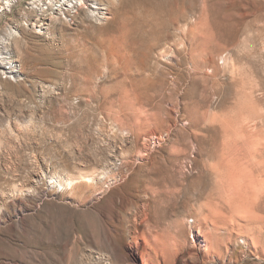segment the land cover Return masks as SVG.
<instances>
[{
    "label": "rangeland",
    "instance_id": "rangeland-1",
    "mask_svg": "<svg viewBox=\"0 0 264 264\" xmlns=\"http://www.w3.org/2000/svg\"><path fill=\"white\" fill-rule=\"evenodd\" d=\"M124 1L97 24L84 10L54 20L34 0H0V264H264V215L250 223L244 212V119L256 116L247 130L264 134V27L244 24L253 1ZM163 7L174 25L159 45L179 42V64L169 71L151 57L144 68L159 78L140 102L122 78L93 83L92 44L121 26L120 11L134 43L147 44L156 33L145 12ZM193 23L195 68L189 35L176 31ZM252 57L263 88L256 114L244 97ZM105 100L132 107L103 111ZM110 172L119 176L82 199L52 186Z\"/></svg>",
    "mask_w": 264,
    "mask_h": 264
},
{
    "label": "bare ground",
    "instance_id": "bare-ground-1",
    "mask_svg": "<svg viewBox=\"0 0 264 264\" xmlns=\"http://www.w3.org/2000/svg\"><path fill=\"white\" fill-rule=\"evenodd\" d=\"M152 1V0H151ZM253 1V2H252ZM251 2L254 5V8L251 12L249 13H245L244 14V19L248 18L249 20L246 21V19L244 20V24L246 23L247 25H252V27L248 28V29H255L256 32H258L257 34H260L259 31L262 30L264 27V24L261 25L260 22H262L263 20V12L264 9L262 8V5L260 4L262 0H252ZM125 1L124 0H108V3L105 4L102 2H99L98 0H34V4L35 7L38 9L39 14H43L44 16H46L47 18H52V19H57V20H66L67 17H69V14L71 11L75 10V14L78 13L79 10H84L88 13L89 18L92 20V22L94 23H108L111 19L114 18V14H112V10L111 8L114 7L115 9L117 8H121L123 3ZM132 2V1H131ZM137 2V1H136ZM135 2V3H136ZM145 2V1H144ZM191 2H196V0H192ZM261 5L258 7L257 4L258 3ZM127 3V2H126ZM142 3V2H141ZM167 3V2H166ZM192 3V4H193ZM11 4V2H7L6 3V7H9ZM133 4V3H132ZM131 4V6H132ZM155 4V3H154ZM169 4V3H168ZM178 4V3H177ZM134 5V4H133ZM172 5V4H171ZM143 6V5H142ZM155 6V5H154ZM170 6V5H169ZM157 7V6H156ZM180 7V5H179ZM264 7V6H263ZM119 8V9H120ZM161 8V7H160ZM164 8V7H163ZM174 8V7H173ZM176 8V7H175ZM118 9V11H119ZM123 9V7H122ZM129 9V8H128ZM142 9V8H141ZM146 9V8H145ZM198 9V8H197ZM143 10V9H142ZM117 11V12H118ZM127 11V10H126ZM126 11L122 10L120 11V18L123 17L124 22L121 24V26L115 31H106V36L100 37L98 38L97 41H94L95 43L92 44V47H94L91 50L90 53V57L93 63V66L95 68L94 72H91L90 74V78L93 80V83L95 82H99V80H101L103 77L105 76H112L113 79H118V78H122L117 80L118 82L124 83L125 84H129L130 87H128V89L126 90L127 92L132 91L133 95L136 97H130L132 96V94L129 97H126L127 99H136V102H138L139 100L137 98H140V100H145L143 98V94L145 93L146 89L145 87L147 86L148 89V85L150 86V84H155V82H157V78L158 77V72L156 73L155 71L152 74H149V72H147L145 70V64L149 61V59L151 57H157L160 60L163 61V64L166 65V67L168 68L169 71H171L173 69L172 65L170 64V62L175 61L177 64H179L178 62V58L180 57L181 51L178 49L179 48V42L178 44L174 41L173 44H169V42H167L169 44L168 48H163L159 45L160 41L162 40V38L164 39L166 36V31L168 30V28L173 27L174 25V20L170 17H168V13L164 10H160L157 12H150V11H146L145 12V20H146V24L145 27L147 28V32H149V30H151V28H153L154 32L156 33L155 36H153L152 34H150L152 36L151 41H149V43L147 44H143L138 42L133 41V35L132 33L134 32L132 30L131 27V15H129V13H127ZM133 11V10H132ZM116 12V10H115ZM136 12V11H135ZM178 12V11H177ZM262 12V13H261ZM140 13V12H139ZM87 15V14H86ZM87 15V16H88ZM159 18V21H156V16ZM71 16V15H70ZM75 16V15H74ZM73 16V17H74ZM178 16V15H177ZM176 16V17H177ZM181 16V15H180ZM196 16V15H195ZM138 17V16H137ZM155 17V18H154ZM116 18V17H115ZM114 18V19H115ZM119 18V19H120ZM180 18V17H178ZM43 20L45 21V18L43 17ZM128 20V21H127ZM179 20V19H178ZM200 20V19H199ZM120 21V20H119ZM134 21V20H133ZM197 21V20H196ZM97 23V24H98ZM119 23V22H118ZM187 23V22H186ZM189 23V22H188ZM196 23V22H195ZM200 23V22H199ZM134 24V23H133ZM132 24V25H133ZM245 24V26H246ZM120 25V24H119ZM197 24L193 25H188V32L186 33L184 30H182L180 27H177L176 31L178 32V39L180 38H184L186 35L188 34L190 37V57H191V61H192V65L195 68L196 66V53L195 50L197 48L194 47V44L196 43V29H198L196 27ZM207 26V24H206ZM33 28L37 29L39 32H41V27H37L35 24L32 25ZM93 27V26H92ZM114 27V26H112ZM118 27V26H117ZM199 27V26H198ZM202 27V26H201ZM199 27V28H201ZM256 27V28H254ZM90 28V27H89ZM96 28V27H95ZM210 28V27H209ZM204 29V28H203ZM201 30V29H200ZM246 30V29H245ZM45 31V29L43 30V32ZM205 31V30H204ZM250 31V30H249ZM110 32V33H107ZM112 32V33H111ZM204 33V32H203ZM253 33V31H252ZM251 33V34H252ZM254 34V33H253ZM252 34V35H253ZM257 36V35H256ZM97 38V37H96ZM140 38V37H139ZM245 38V37H244ZM247 38V37H246ZM150 39V38H149ZM148 39V40H149ZM186 39V38H185ZM204 39V38H203ZM205 40V39H204ZM214 40V39H213ZM253 40V39H252ZM261 40V38H260ZM259 40V41H260ZM263 40V39H262ZM198 41V40H197ZM207 41V39L205 40ZM245 41V40H244ZM247 41V40H246ZM245 41V42H246ZM258 41V42H259ZM252 42V41H251ZM222 43V42H221ZM261 43V42H260ZM88 44V43H87ZM183 44V43H182ZM198 44V43H197ZM196 44V47H197ZM256 44V43H255ZM227 48V47H226ZM247 48V47H246ZM184 50V49H183ZM247 50V49H246ZM199 51V50H197ZM204 51V50H203ZM245 51V50H244ZM185 52V51H184ZM228 52V50H227ZM252 52V51H251ZM260 52V51H259ZM258 52V53H259ZM257 53V54H258ZM231 54V53H230ZM245 54V53H244ZM250 54V52L248 53ZM225 55V54H224ZM227 55V54H226ZM261 55V54H260ZM232 56V55H231ZM254 56V55H252ZM182 57V56H181ZM255 57V56H254ZM254 57H252L251 60H249V73L247 74L246 79L244 80V97L246 99V101L248 102V106L246 107L247 109H249L250 114H256V109L259 102L261 101L259 98H257L258 93L263 94V88L262 85H264V83L261 85V81L259 82L258 79V75L257 72L254 71L256 68V59L255 61L253 60ZM257 57V56H256ZM262 57V56H261ZM223 58V57H222ZM225 58V57H224ZM250 58V57H249ZM258 58V57H257ZM261 59V58H260ZM259 59V60H260ZM228 62V61H227ZM262 62V61H260ZM199 63V62H198ZM225 63V62H224ZM161 64V63H160ZM181 64V63H180ZM191 64V63H190ZM223 64V63H222ZM145 65V66H144ZM227 65V64H226ZM155 67V66H154ZM157 67V66H156ZM16 67H10L9 70H11V73H16ZM90 71V70H89ZM199 72V71H198ZM247 72V71H246ZM172 73V72H171ZM217 73V72H216ZM264 73V72H263ZM4 74V73H3ZM245 74V73H244ZM13 75V74H12ZM11 75V76H12ZM261 76V75H260ZM213 77V76H212ZM90 79V80H91ZM157 79V80H156ZM91 80V81H92ZM217 80V79H216ZM258 80V81H257ZM116 82V81H115ZM117 83V82H116ZM220 84V83H219ZM123 87V84H121ZM217 85V84H216ZM226 85V84H225ZM117 86L119 87V85L117 84ZM128 86V85H126ZM124 88V87H123ZM127 88V87H126ZM124 88V90L126 89ZM132 90H130V89ZM142 88L145 89V91H142ZM120 89V87H119ZM122 89V88H121ZM143 89V90H144ZM130 90V91H129ZM144 93H140L141 91ZM165 90V89H164ZM175 90V89H174ZM121 91V90H120ZM123 91V90H122ZM121 91V94H122ZM123 94L124 97L126 94ZM140 91V92H139ZM148 91V90H147ZM146 91V93H147ZM160 91V90H158ZM124 92V91H123ZM130 92V93H132ZM139 92V93H138ZM161 92V91H160ZM166 92V91H165ZM145 93V94H146ZM148 94V93H147ZM154 94V93H153ZM161 94V93H160ZM163 95V94H162ZM167 95V94H166ZM258 95V96H257ZM107 96V95H106ZM147 96V95H145ZM152 96V95H151ZM178 96V95H177ZM180 96V95H179ZM263 96V95H261ZM142 97V98H141ZM264 97V96H263ZM261 97V99L263 98ZM154 98V97H153ZM164 98V97H163ZM123 99V98H122ZM130 99L128 101H130ZM133 99V100H134ZM152 99V98H151ZM167 99V98H166ZM147 100H149V98H147ZM153 100V99H152ZM126 101V99H125ZM132 101V100H131ZM135 101V100H134ZM133 101V103H134ZM155 101V100H154ZM178 101V100H177ZM223 101V100H222ZM263 101V100H262ZM140 102V101H139ZM144 102V101H142ZM170 102V101H169ZM124 103V102H123ZM154 103V102H153ZM128 105H131L129 103H127ZM136 104V103H135ZM138 104V103H137ZM145 104V103H144ZM160 104V103H159ZM164 104V103H163ZM245 104V103H244ZM133 105V104H132ZM147 105V104H146ZM178 105V104H177ZM126 105L124 104H117L115 102H109V101H103L102 105H99L98 107L103 110V111H112L115 113H119V111L124 112L123 110L126 109H130L125 107ZM136 105H133V107ZM145 105H143L144 107ZM176 105H174L175 107ZM243 106V105H241ZM149 107V106H147ZM153 107V106H152ZM245 107V106H244ZM150 108V107H149ZM148 108V109H149ZM155 108V107H154ZM132 109V108H131ZM140 109V108H139ZM135 110V109H134ZM151 110V109H150ZM156 110V109H155ZM145 111V110H144ZM246 111V110H245ZM135 112V111H134ZM143 112V111H142ZM152 112V111H151ZM155 112V111H154ZM248 112V113H249ZM146 113V112H145ZM153 113V112H152ZM247 113V114H248ZM130 114V113H129ZM135 114V113H134ZM138 114V113H137ZM157 114V112H156ZM143 115V114H142ZM151 115V113H150ZM153 115V114H152ZM129 116V115H128ZM128 116H126L128 118ZM247 116V115H246ZM251 116V115H250ZM254 116V115H253ZM133 117V116H132ZM135 117V116H134ZM144 117V116H143ZM142 117V118H143ZM153 117V116H152ZM155 117V116H154ZM177 117V116H176ZM248 117V116H247ZM246 117V118H247ZM148 118V117H147ZM145 120V118H143ZM161 119V117H160ZM179 119V118H178ZM244 119V118H241ZM256 116L254 118H247L244 119V137L248 139L251 148L247 149V151L244 152V212L247 215V217L251 221L256 220L257 218H262L261 215H264V148H261V144H264V139H263V135H261L260 132H262L261 130H257V128H255L254 130H252L251 125L249 130H247V125L249 124V122L255 121ZM138 120V119H137ZM143 120V121H144ZM158 120V119H157ZM162 120V119H161ZM135 121V120H134ZM146 121V120H145ZM152 121V120H151ZM148 120V122H151ZM240 121V120H239ZM243 121V120H242ZM256 122V121H255ZM254 122V123H255ZM263 120L261 121L260 125H262ZM146 123V122H145ZM243 123V122H242ZM248 123V124H247ZM158 124V123H157ZM163 124V123H162ZM175 124V123H174ZM173 124V125H174ZM259 124V123H257ZM164 125V124H163ZM241 125V124H240ZM239 125V126H240ZM256 125V123L254 124ZM252 125V126H254ZM259 125V126H260ZM238 126V125H236ZM263 126V125H262ZM172 127V126H171ZM170 127V128H171ZM242 127V126H241ZM256 127V126H254ZM156 128V127H155ZM173 128V127H172ZM237 128V127H236ZM260 128V127H259ZM161 129V128H160ZM242 130V128H240ZM150 130V129H148ZM155 130V129H154ZM163 130V129H162ZM169 130V129H168ZM252 130V131H251ZM263 130V128H262ZM129 131V130H128ZM156 131V130H155ZM249 131V132H248ZM256 131V132H255ZM126 132V131H124ZM157 132V131H156ZM154 131L150 132L149 136L155 137L157 138L159 136L158 132L156 133ZM160 132V131H159ZM170 132V131H168ZM261 135L263 142H260V139L257 140L256 136L258 133ZM264 132V131H263ZM127 133V132H126ZM125 133V134H126ZM124 134V135H125ZM148 136V135H147ZM258 137V136H257ZM259 138V137H258ZM261 139V141H262ZM246 140H244L245 142ZM248 141L244 144V147L248 145ZM262 144V145H263ZM261 146V147H260ZM264 146V145H263ZM248 147V146H247ZM245 149V150H246ZM246 153V154H245ZM258 158L261 159V161L257 160ZM263 159V160H262ZM110 173H106L103 175V178H97L96 175L93 174H85V175H80L78 177H70L68 176L64 182H59V181H55L53 183V187H56L58 190H64L65 192H69L71 193L73 196H75L77 199H82V196L85 194V191L89 188H99V186L106 184L108 182H111L113 180L114 177H118L119 174H111ZM233 174V173H232ZM103 179V180H102ZM52 184V183H51ZM71 196V195H70ZM80 197V198H78ZM74 198V197H73ZM80 203V202H79ZM193 221V220H192ZM258 221V220H257ZM193 223V222H192ZM137 244V243H136ZM131 247V245H129ZM129 247V248H130ZM206 248V247H204ZM155 250V249H154ZM204 250V249H201ZM133 252V251H132ZM156 252V251H155ZM157 254V253H156ZM164 254V253H163ZM154 255V254H153ZM130 258L133 260V263L136 262L133 258V255H131V253H129ZM165 256V255H164ZM159 257V255H158ZM153 258V257H152ZM163 258V257H162ZM159 259V258H158ZM157 260V259H156ZM163 260V259H162ZM165 260V259H164ZM156 262V261H155ZM160 263V262H159ZM165 263V262H163ZM155 264V263H153ZM158 264V263H157Z\"/></svg>",
    "mask_w": 264,
    "mask_h": 264
}]
</instances>
